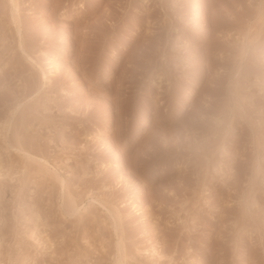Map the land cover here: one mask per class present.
<instances>
[{"label": "rangeland", "instance_id": "obj_1", "mask_svg": "<svg viewBox=\"0 0 264 264\" xmlns=\"http://www.w3.org/2000/svg\"><path fill=\"white\" fill-rule=\"evenodd\" d=\"M0 264H264V0H0Z\"/></svg>", "mask_w": 264, "mask_h": 264}, {"label": "bare ground", "instance_id": "obj_2", "mask_svg": "<svg viewBox=\"0 0 264 264\" xmlns=\"http://www.w3.org/2000/svg\"><path fill=\"white\" fill-rule=\"evenodd\" d=\"M15 11V10H14ZM114 221V220H113ZM113 228H115V227H113Z\"/></svg>", "mask_w": 264, "mask_h": 264}]
</instances>
